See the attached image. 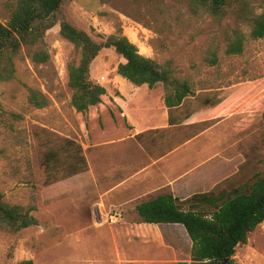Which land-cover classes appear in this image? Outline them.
Segmentation results:
<instances>
[{"label":"rangeland","instance_id":"obj_1","mask_svg":"<svg viewBox=\"0 0 264 264\" xmlns=\"http://www.w3.org/2000/svg\"><path fill=\"white\" fill-rule=\"evenodd\" d=\"M248 3L254 14L264 12V0ZM12 8L11 0H0L1 23ZM62 14L96 40L121 28L141 54L187 79L192 93L172 109L176 123L169 125L162 85H133L116 73L121 56L103 48L90 77L106 94L77 112L70 104L67 64L80 53L59 25L35 45L22 46L14 78L0 82V192L8 204L34 208L37 224L0 228V264H189L191 241L183 226L144 223L135 205L168 192L160 170L173 179L218 155L236 164L217 190L249 187L264 174V38H252L250 26L239 23L244 49L228 55L225 35L236 23L193 15L186 0H66ZM213 37L218 61L209 64ZM36 50L49 59L34 61ZM29 89L49 104L31 105ZM208 99L228 100L231 107L213 113ZM200 132L209 135L196 139L197 152L185 143ZM115 212L122 217L111 222ZM233 258L234 264H264V221Z\"/></svg>","mask_w":264,"mask_h":264},{"label":"trees","instance_id":"obj_2","mask_svg":"<svg viewBox=\"0 0 264 264\" xmlns=\"http://www.w3.org/2000/svg\"><path fill=\"white\" fill-rule=\"evenodd\" d=\"M13 8L6 23L0 22V82L15 76V59L22 46L35 45L45 32L59 25V33L79 50L80 57L67 64V84L72 91L70 104L77 112L101 102L105 87L91 79L90 65L100 50L113 47L123 61L116 66V73L135 86L146 84L149 89L158 84L163 87L162 101L168 109V123L175 124L172 109L177 108L192 93L191 83L174 75L169 64L162 65L141 54L138 47L122 33L121 28L100 39L73 25L63 14L66 0H11ZM249 0H186L191 14H208L215 21L231 19L236 25L226 33L225 53L240 54L244 49V33L239 23L250 26L252 38H264V12L254 14ZM218 38L213 37L206 54V61H218ZM34 61L43 63L48 52L36 50ZM226 101L206 100L213 113H224L231 106ZM28 102L36 108L49 104L39 90L29 89ZM1 108V106H0ZM195 117L187 120L193 121ZM264 124V112L262 114ZM82 160V158H81ZM215 187V186H214ZM211 188L195 192L180 199L172 192L156 195L135 206L140 219L151 224H179L191 241L189 264H215L216 260L229 258L226 264H234L238 245L247 242L248 235L264 221V174L257 176L249 187L234 186L229 190ZM34 208L11 205L3 200L0 192V228L18 231L37 224L31 214ZM16 264H33L23 259ZM178 264H187L179 262Z\"/></svg>","mask_w":264,"mask_h":264},{"label":"crops","instance_id":"obj_3","mask_svg":"<svg viewBox=\"0 0 264 264\" xmlns=\"http://www.w3.org/2000/svg\"><path fill=\"white\" fill-rule=\"evenodd\" d=\"M207 135H209L208 132H200L186 141L185 145L196 147V151L198 152L201 148V144L198 143L196 139ZM218 156L219 158L217 160H214L213 162L210 161L211 158H207L206 160L204 159L199 163H194L190 166V168L186 169L183 173L173 179H170L167 170L165 172L160 170V175L162 174L161 179L166 180V184L164 185V187L166 188V190H168V192H172L180 199H185L195 192H204L210 190L218 182H220L225 177V175L232 173L235 169L236 162H233L226 157H222L220 155Z\"/></svg>","mask_w":264,"mask_h":264},{"label":"built area","instance_id":"obj_4","mask_svg":"<svg viewBox=\"0 0 264 264\" xmlns=\"http://www.w3.org/2000/svg\"><path fill=\"white\" fill-rule=\"evenodd\" d=\"M122 217L121 212H115L113 214H110L108 219H110L111 222L117 221Z\"/></svg>","mask_w":264,"mask_h":264},{"label":"water","instance_id":"obj_5","mask_svg":"<svg viewBox=\"0 0 264 264\" xmlns=\"http://www.w3.org/2000/svg\"><path fill=\"white\" fill-rule=\"evenodd\" d=\"M229 258H224V259H221V260H216L215 261V264H226V262L228 261Z\"/></svg>","mask_w":264,"mask_h":264}]
</instances>
